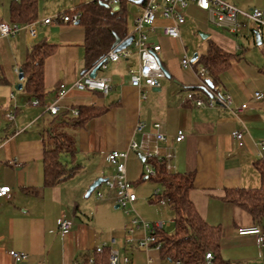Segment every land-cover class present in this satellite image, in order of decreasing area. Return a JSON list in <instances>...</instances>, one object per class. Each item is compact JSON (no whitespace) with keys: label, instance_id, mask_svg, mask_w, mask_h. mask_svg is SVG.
<instances>
[{"label":"crops","instance_id":"0c3cea01","mask_svg":"<svg viewBox=\"0 0 264 264\" xmlns=\"http://www.w3.org/2000/svg\"><path fill=\"white\" fill-rule=\"evenodd\" d=\"M17 1L0 0V21L12 23L11 7ZM94 1L97 0H37L35 21ZM135 1L129 3L137 4ZM225 1L245 11L258 8L264 12V0ZM137 5H141L143 12L145 1ZM118 7L122 9L120 4ZM188 15H198L209 22V26H204L206 32L201 33L208 35L207 45L194 52L197 59L192 66L184 68L181 64L184 57L191 58V45L185 44L182 33L179 39L166 36L162 27L169 21L159 17L154 31L149 33V41L161 46L158 58L168 76L160 80L159 88L132 87L129 71L139 66L136 54L110 63L106 70H98V77L110 81L112 90L108 95L71 89L61 102L59 114L69 112L70 118L77 117L71 110H78L79 106L101 111L79 128L60 123V118L46 112L45 105L53 103L60 84L71 88L85 73L83 27L68 23L40 24L35 38L25 29L15 37L0 38V184L12 187L10 198L0 197V264H90V259H94V264H109L108 249L97 254L95 248L100 242L110 246L112 239H116L112 249L126 252L131 264H175L156 248L141 251L136 246H127L128 217L112 200L86 196L94 181L113 173L108 153L127 152L131 140L140 139L141 135L135 131L139 122L146 124V132L153 130L154 123H162L167 144L175 151L172 172L195 174L190 198L200 216L222 230V263L264 264V247H259L257 238L238 234L239 228L264 227V213L257 219L251 207L225 199L228 190H256L263 185L259 166L264 165V152H260L259 143L264 141V99L257 100L254 95L258 91L264 94V51L257 45L254 28H249L250 22L245 17H239L242 27L231 34L212 24L208 13L194 3L185 10V23ZM132 31L128 30V35ZM42 42L52 45L54 52L45 62L47 94L40 100L44 106L40 112L39 107H25V100L16 96L11 87L17 76L19 79L16 69L20 71L30 49ZM210 43L234 57L219 75L214 90L207 83L208 73L200 76L196 72L197 65L203 66L198 61L206 55ZM62 48L69 51L66 57L61 54ZM21 83L24 87L23 80ZM50 89L52 95L48 97ZM191 91L203 98L216 92L229 93L234 109L197 107L187 99ZM242 105L246 109L237 112L235 109ZM11 108L16 111L13 123L5 117ZM6 121L12 125L5 126ZM41 121L42 126L30 131ZM53 127L62 128L74 138L76 153L68 156L65 163L68 167H80L70 178L48 186L44 177L43 139ZM179 130H183L185 139L176 143ZM236 130L243 132L242 147L232 136ZM131 153L135 152L129 151L126 160L130 182L136 178V161ZM135 154L142 168L138 183L144 178L143 161ZM63 218L74 221L65 236L58 232V222ZM142 236L139 231L134 238ZM12 249L29 254V259L14 263L8 255Z\"/></svg>","mask_w":264,"mask_h":264},{"label":"built area","instance_id":"2783aa9c","mask_svg":"<svg viewBox=\"0 0 264 264\" xmlns=\"http://www.w3.org/2000/svg\"><path fill=\"white\" fill-rule=\"evenodd\" d=\"M108 5L113 12L122 13L123 10L118 6L120 0H99ZM196 4L201 10L208 13L209 21L217 27L228 31L231 34H236L242 27L239 17H245L254 27V30L261 37V47L264 50V12L258 8L245 11L225 0H145V8L143 12L136 15L133 20V31L129 36H133L132 44L120 51H116V47H112L96 64L98 70H106L110 63L119 62L120 60L128 59L136 54L139 57V66L137 69H130L129 83L132 87L139 90L146 86L149 88H159L160 80L165 78L164 69L159 61L158 54L161 51V46L151 44L149 41V33L154 31L155 25L159 17L168 24L162 27L163 33L172 38L179 39L181 37L180 27L185 23V10L191 4ZM82 18V14L73 10L69 13H60L54 17L46 18L40 21L43 25L68 23L77 24ZM38 21L26 25L17 23H6L0 21V38L15 37L22 30H27L28 34L35 38L37 35L36 25ZM184 68L191 67L193 62L184 57L182 62ZM94 67V68H95ZM85 72L79 79H77L71 88L60 84L55 93L54 102L45 105L46 112L52 116H56L61 112L60 103L66 98L71 89L78 91H98L103 95H108L112 90L109 79L100 78L96 76L91 77V72L94 69ZM196 72L200 76L206 74L207 70L202 65L196 66ZM16 73L20 71L16 69ZM206 85V84H205ZM255 99L263 100L264 94L256 92ZM145 99V94H142ZM187 99L197 107H223L228 110H233V97L229 93H212L208 97H201L195 92L191 91L187 94ZM33 106H41L40 100H35L31 103ZM246 105H242L235 110L242 112L246 109ZM71 114L78 116L79 111L72 109ZM9 122L15 121V113H7L5 115ZM136 133L141 135L139 140H131L128 145L127 152L111 151L107 155V160L113 173L104 178V181L95 189V194L99 200H112L119 208L123 209L127 215L132 216L130 226L127 229V236L125 244L127 246H136L141 251H148L151 248L160 250L161 243L158 240L157 232L164 229L165 226H170L171 223L155 222L153 224L147 223L140 219L135 212L134 204L137 202V195L133 191V184L128 180L126 160L128 152L132 151L140 153L143 156V176L147 179H154L158 175L157 169L160 167L171 173L173 171L172 160L175 158L174 147L167 144V134L163 130V125L160 122L153 124V130L146 132V124L139 122L135 129ZM235 140L238 141L239 146H243V132L236 130L232 133ZM185 139L183 130H179L175 136L176 143H181ZM260 152H264V141L259 143ZM104 188L105 190H101ZM12 187L0 184V197L10 198ZM161 189L155 190L154 196H158ZM74 221L72 219L63 218L58 222V232L65 236L70 233L73 228ZM142 232V238L136 239L134 235L137 232ZM239 235H254L257 238L259 247H264V227L261 225H254L251 227H243L238 229ZM116 244V239L111 240V245L105 242H100L95 252L97 254H104L106 249L109 250V264H131L130 257L126 252L112 249ZM8 255L14 263H22L29 259V254L19 252L16 250H9ZM214 256L211 253L206 255L205 264H213ZM90 264H94V259L89 260ZM175 264H182L181 261H176Z\"/></svg>","mask_w":264,"mask_h":264},{"label":"trees","instance_id":"16d2710c","mask_svg":"<svg viewBox=\"0 0 264 264\" xmlns=\"http://www.w3.org/2000/svg\"><path fill=\"white\" fill-rule=\"evenodd\" d=\"M132 1L120 0L122 13L113 12L110 7H106L99 0L75 8V11L82 14V18L77 24L81 25L85 31L83 45L85 72L94 68L99 60L112 49L116 38L124 40L127 37L126 6ZM36 11L37 0L17 1L11 7L12 23L20 25L32 23L36 20ZM69 12L72 11L65 13ZM53 52L54 47L46 42L33 46L28 52L20 71L24 74L23 90L30 98L43 100L46 97L45 62ZM232 58H234L232 55L210 43L206 55L199 59L198 62L202 63L207 70L208 80L213 86L212 90L215 88L219 75L228 67ZM78 110L79 115L75 118H70L69 112H64L56 115V119L60 118L62 124L79 128L101 112L89 106H79ZM43 143L46 185H57L77 172L79 165L68 167L62 161L63 157H73L76 153L75 140L71 135L53 127L44 136ZM259 170L263 181L260 189H232L228 190L225 196L229 202L251 207L257 219H260L264 213V165H260ZM157 171V177L150 180L159 185L161 193L153 200L154 202H166L175 212V219L171 222L172 225L175 224V231L169 233L162 229L156 234L161 243L162 255L173 262L181 261L182 264H205L206 255L211 253L214 256L213 264H226L224 261L222 263L220 255V242L223 235L221 228L208 224L200 216L190 198V192L194 188L195 174L168 173L160 167ZM143 177L145 179V176Z\"/></svg>","mask_w":264,"mask_h":264},{"label":"rangeland","instance_id":"374dc122","mask_svg":"<svg viewBox=\"0 0 264 264\" xmlns=\"http://www.w3.org/2000/svg\"><path fill=\"white\" fill-rule=\"evenodd\" d=\"M141 5H137L135 3H129L128 7H127V20H128V30L132 31L133 30V17L135 14H139ZM54 17V16H52ZM51 17V18H52ZM50 18V17H49ZM39 23L36 25L35 29L36 32L38 33V27L41 24L40 21H38ZM248 22V21H245ZM249 24V28H253L254 26L251 23ZM43 25V24H42ZM70 25H74V24H70ZM209 26V22L206 20V18L198 16V15H188L186 16V23L183 25L184 28H181V33L183 34V38H184V42L186 45H191V47H189L190 49V54H191V58H189L190 60L193 58L194 56V52H200L204 46L207 45V39H204L201 35V33H205V28L204 26ZM184 29V30H183ZM184 31V33H183ZM198 48L197 51H195V49ZM258 48L260 50L261 47L258 46ZM64 50H62L61 54L64 55L65 57L68 55L69 51L67 48H62ZM75 55V54H74ZM73 58L75 59V57L73 56ZM49 80V79H48ZM21 83V81H19L18 76L15 78V84L12 85L11 90L13 91V93H15L16 96H20L25 100V107L31 108V107H39V110L41 112V108L44 109V106H32V102L35 101V98H29V95H27L25 93V91L23 90V88L21 90L16 89V87ZM52 95V89H50L49 91V95L48 97H50ZM42 102V101H41ZM54 102V101H53ZM48 105V104H46ZM61 106V103H60ZM10 108V107H9ZM24 108H21L20 111H23ZM11 113H15L16 111L14 110V108H11ZM5 126H10L12 124L8 123V121L5 122ZM13 123V122H12ZM43 121L38 122V124H35L32 128V130L30 131H34V129L37 128V126L39 127V125L42 126ZM58 131H62V128H58ZM131 157L135 158L136 161V169H135V174H136V178L132 180V184H133V191L134 193L137 195V202L134 204V209L135 212L133 214H137L140 219H142L143 221L153 224L155 222H169L173 219H175V212L174 210L165 202H156L157 204H153L154 200L153 198H155L154 193L155 190L157 188L160 189L159 185L157 183H155L153 180L150 179H141L138 183L137 181L140 178V175L142 174V168H141V161L138 158V156L135 153H131ZM68 160V157H63L62 161L66 162ZM101 190H105L104 188H102ZM95 198L96 194L93 193L91 194V196L89 198ZM98 200V199H97ZM153 200V201H152ZM160 204V205H159ZM119 210H122L123 213L126 215V217H128V219L131 221L132 216L126 214V212L119 208ZM162 210V211H161ZM165 231L169 232V233H173L175 231V224H171L170 226H165L164 227Z\"/></svg>","mask_w":264,"mask_h":264},{"label":"water","instance_id":"95a60500","mask_svg":"<svg viewBox=\"0 0 264 264\" xmlns=\"http://www.w3.org/2000/svg\"><path fill=\"white\" fill-rule=\"evenodd\" d=\"M145 0H136L135 2L137 4H142ZM106 7H109L108 5L105 4ZM254 32V35H255V38H256V41H257V45H261V37L260 35L257 33L256 30H253ZM202 37L205 39L208 37L207 34H201ZM132 41H133V36H129L125 41H122V39L120 38H116V41L113 45V48L116 47V51H120L122 49H125L127 47H129L131 44H132ZM197 59V55H195L193 58H192V62H194L195 60ZM97 72H98V67H95L92 72H91V77L95 78L97 76ZM165 72V71H164ZM165 76H168L167 73L165 72ZM24 79V74L20 71L19 73V80L22 81ZM207 83L212 87V83L207 80ZM23 88V84L20 83L18 86H17V89L18 90H21ZM139 157L143 160V156L138 153ZM104 181L103 178H99L97 179L96 181L93 182V184L90 186L88 192H87V195L86 196H90L93 191L101 185V183ZM118 207V206H117Z\"/></svg>","mask_w":264,"mask_h":264}]
</instances>
